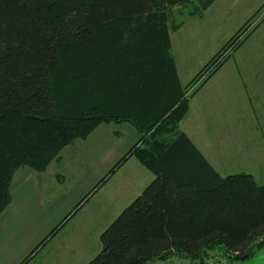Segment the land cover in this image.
Returning a JSON list of instances; mask_svg holds the SVG:
<instances>
[{
	"label": "trees",
	"instance_id": "trees-1",
	"mask_svg": "<svg viewBox=\"0 0 264 264\" xmlns=\"http://www.w3.org/2000/svg\"><path fill=\"white\" fill-rule=\"evenodd\" d=\"M216 1L0 0V219L17 170L46 172L101 125L129 123L141 135L38 251L133 156L155 179L104 231L89 264H208L215 252L244 262L264 248V184L221 177L179 128L192 96L251 33L249 22L181 88L173 11L202 15Z\"/></svg>",
	"mask_w": 264,
	"mask_h": 264
},
{
	"label": "crops",
	"instance_id": "crops-1",
	"mask_svg": "<svg viewBox=\"0 0 264 264\" xmlns=\"http://www.w3.org/2000/svg\"><path fill=\"white\" fill-rule=\"evenodd\" d=\"M177 77L180 87H184L178 68ZM107 125H112L111 131L118 140L124 136L123 132L131 131L133 144L126 145L124 151L118 142L111 147L100 144L102 149L93 156L95 161L88 170L94 174V181L108 175L141 138L137 128L129 123ZM179 128L221 177L248 174L258 184H264V22L190 99L189 111ZM60 163H63L61 159L52 162L43 173L24 167L14 174L11 203L0 219V264H22L45 239L34 231L36 217L57 193L70 188L64 169L50 172ZM126 169L129 170L126 176L130 178L131 175L132 179H121L129 185L113 186L107 204L104 203L105 195L92 209L85 204L54 236L53 239L68 229L59 244L47 250L38 264H89L100 253L104 231L155 179V175L134 156L118 172ZM86 184L83 178L78 181L80 192L88 188ZM71 189L77 190L75 186ZM73 198L71 202L68 197L62 201L67 208L59 218L62 221L81 202L80 195ZM82 211L83 216L79 218ZM73 221L75 224L69 226ZM38 255L28 264H33ZM174 259L166 263L183 264L178 259L174 263ZM208 264H264V248L244 262H230L220 252H215Z\"/></svg>",
	"mask_w": 264,
	"mask_h": 264
},
{
	"label": "rangeland",
	"instance_id": "rangeland-1",
	"mask_svg": "<svg viewBox=\"0 0 264 264\" xmlns=\"http://www.w3.org/2000/svg\"><path fill=\"white\" fill-rule=\"evenodd\" d=\"M191 11L190 8H175L173 11V18L176 23H182V27L175 33L172 31L170 32V53L174 59L176 71L178 68L181 77V84L184 86L181 88H185L187 84L202 70V68L221 50V48L247 23L250 22L249 32H251V35L264 22V0H217L202 15L191 16ZM202 81L203 80H201L199 84ZM196 87L197 85H193L185 95H192L195 92ZM111 126L112 125H101V127L87 140H77L74 144L63 150L61 153V160L63 163L54 165L50 172L53 170L64 169L65 173H67L66 176L70 188L66 189L68 191L65 190L62 193H57L55 199L50 204H45L46 206L43 208L42 213L37 215L36 222L33 225L35 233L46 238V236H48L59 225V223L62 222L59 218L67 209L65 208L64 202H62L65 200V197H68V201L71 202V198L73 200V197L80 195L81 198H79V201L82 202L99 184V182L106 177L103 176L94 181V174L91 173V171H88L92 169L91 165L93 161H95L93 156L97 155L99 153L98 151L102 149L100 144H102L103 147H111L118 142V146L123 145V151L127 148L126 145L133 144L131 131H129V133L123 132L124 136L122 139L118 140V138L116 139V135H113L111 131V128L113 127ZM88 165L89 169L87 168ZM118 171L119 169L117 172ZM81 173H83L82 176H80ZM128 173L129 170L120 171L116 176L114 174L104 186L84 202L82 207L85 204H88L87 208L92 209L96 201L98 200L99 202V198H101L102 195H105L104 203L107 204L110 200L109 194L113 192V186L117 184V186L122 188L125 185H129V183L127 184L121 179H132L131 175L130 178L126 176ZM82 178L84 182H87L85 187L88 188L85 191L83 190L80 192L79 190L81 187H77V183ZM72 186H75L77 190H72ZM73 203L74 202L72 201V204ZM76 204H78V201L75 202L73 208ZM82 207H80V209ZM78 216L79 218L83 216V211ZM77 220L78 219H76V221ZM76 221L70 223L69 226L75 224ZM67 230L68 229L63 231V233L55 237V239H53V237L51 242L48 241V243L38 251L37 249L43 242L41 241L40 245H38L35 250L37 252L32 258L37 256L44 248L46 249L38 255L39 257L35 259L33 264H38L39 260L44 256L47 250L55 248ZM166 262L167 261H155L151 264H168ZM175 262H177V259L174 263ZM182 263L188 264L189 261H182Z\"/></svg>",
	"mask_w": 264,
	"mask_h": 264
}]
</instances>
